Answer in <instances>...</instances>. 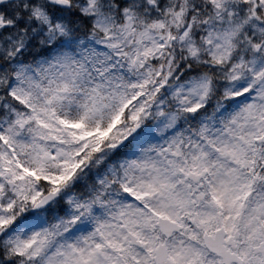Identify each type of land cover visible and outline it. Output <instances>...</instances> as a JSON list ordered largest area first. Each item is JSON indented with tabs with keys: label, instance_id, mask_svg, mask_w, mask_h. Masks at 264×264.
<instances>
[{
	"label": "snow or ice",
	"instance_id": "snow-or-ice-1",
	"mask_svg": "<svg viewBox=\"0 0 264 264\" xmlns=\"http://www.w3.org/2000/svg\"><path fill=\"white\" fill-rule=\"evenodd\" d=\"M0 264H264V0H0Z\"/></svg>",
	"mask_w": 264,
	"mask_h": 264
}]
</instances>
